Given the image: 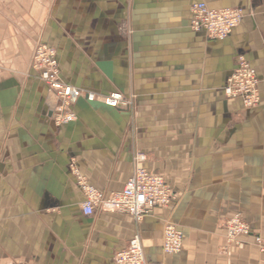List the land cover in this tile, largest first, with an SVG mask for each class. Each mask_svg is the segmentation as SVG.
Instances as JSON below:
<instances>
[{"label": "crops", "instance_id": "0c3cea01", "mask_svg": "<svg viewBox=\"0 0 264 264\" xmlns=\"http://www.w3.org/2000/svg\"><path fill=\"white\" fill-rule=\"evenodd\" d=\"M237 8L224 41L189 27L191 7ZM56 50L61 79L99 95L133 94L131 112L79 99L57 127L33 48ZM238 57L258 78L250 110L223 95ZM135 153L174 198L140 222L82 213L77 174L99 192L122 190ZM239 216L249 236L228 244ZM235 217V216H234ZM166 224L182 250L161 249ZM148 264H264V0H0V264H114L133 235Z\"/></svg>", "mask_w": 264, "mask_h": 264}, {"label": "built area", "instance_id": "2783aa9c", "mask_svg": "<svg viewBox=\"0 0 264 264\" xmlns=\"http://www.w3.org/2000/svg\"><path fill=\"white\" fill-rule=\"evenodd\" d=\"M243 19L244 14L240 9H212L204 2H199L191 7L189 27L193 32H203L212 41H224ZM30 68L37 73L38 79L47 88V96L53 94L55 98L54 104L48 106V109L50 119L57 127L75 121L72 106L79 99L88 104L98 103L115 110L128 109L123 96L118 92L99 95L65 83L60 76L55 49L45 44H38L34 48ZM223 95L227 99L238 100L245 110L258 107V78L255 70L242 57L237 58L233 71L226 78ZM145 161L146 156L143 153H135L132 157V172L124 187L107 195L88 185L84 178L77 174L78 186L84 196L83 215L91 216L98 208L126 214L135 222H140L150 215L153 209L167 208L174 194L161 175L149 172L144 167ZM245 227L238 217L231 220L228 228L229 238L233 240L239 237V233L249 235ZM161 249L167 255L179 254L182 250V232L175 226L166 224L162 231ZM113 263L148 264L137 234L129 239L125 248L115 252Z\"/></svg>", "mask_w": 264, "mask_h": 264}, {"label": "rangeland", "instance_id": "374dc122", "mask_svg": "<svg viewBox=\"0 0 264 264\" xmlns=\"http://www.w3.org/2000/svg\"><path fill=\"white\" fill-rule=\"evenodd\" d=\"M210 42H213L212 40H210V39H208ZM39 44V43H38ZM38 44H36L35 45V47L38 45ZM34 47V48H35ZM34 48H33V50H34ZM56 51V50H55ZM32 54H33V52H32ZM58 68H59V65H58ZM30 70L31 71H33L34 72V74L36 75V77L38 78V75H37V73L32 69V68H30ZM60 71V70H59ZM258 97H259V95H258ZM123 99H124V101L126 102V104H127V110L128 111H130L131 112V115H130V119H129V128H130V130L132 131V134H135V129H136V123H135V119H134V117H133V113H134V108H135V104H136V100H135V96L133 95V94H128V95H123ZM46 102L50 105V106H52L53 104H54V102H55V98H54V96H53V94H49L48 96H47V98H46ZM231 100V99H230ZM233 100V99H232ZM238 101V100H237ZM240 103V102H239ZM259 104H260V98H259ZM99 211H103V210H101V209H99ZM234 216H236V215H234ZM234 216L232 215L231 217H229L227 220H225V222H224V224H223V229H224V231H225V234L226 233H228V228H229V224L231 223V220H233L234 219ZM236 218V217H235ZM241 223H243V224H245L246 226H248V224L245 222V221H243V220H241L240 221ZM233 226V225H232ZM250 229V228H249ZM242 233H239L238 234V236H239V240H242L243 238H244V236L245 235H241ZM249 235H251V234H249ZM226 237V236H225ZM255 238H257V236L255 237ZM226 240H227V238H226ZM233 245V246H236V247H238V245H237V242H235V243H230V245Z\"/></svg>", "mask_w": 264, "mask_h": 264}, {"label": "bare ground", "instance_id": "6f19581e", "mask_svg": "<svg viewBox=\"0 0 264 264\" xmlns=\"http://www.w3.org/2000/svg\"><path fill=\"white\" fill-rule=\"evenodd\" d=\"M47 89V88H46ZM112 93H114V92H112ZM119 93V92H118ZM48 94V93H47ZM109 94H111V93H109ZM121 94V93H120ZM121 96H123L122 94H121ZM46 105L47 106H50L48 103H46ZM112 109H114V108H112ZM235 217H238L239 218V220L241 221V218L239 217V216H235ZM234 217V218H235ZM246 225L245 224H243V227H245ZM245 230H248V234H250V229H249V226H246L245 228H244ZM229 233H226V238H227V242H228V244H230V243H235V239H236V241L238 242V244H239V237H237V238H235V239H233V240H231L230 238H229ZM246 236H249V235H245L244 237H246ZM257 240H256V238L254 239V243L256 244V246H257V248L259 249V251L260 252H262V253H264V242H263V240H262V238H260L259 236H257ZM146 258V257H145Z\"/></svg>", "mask_w": 264, "mask_h": 264}]
</instances>
